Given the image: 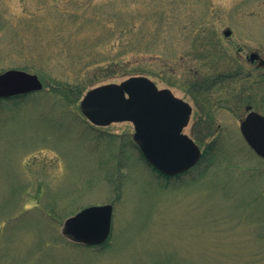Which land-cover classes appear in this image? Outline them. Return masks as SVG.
<instances>
[{"label":"rangeland","instance_id":"1","mask_svg":"<svg viewBox=\"0 0 264 264\" xmlns=\"http://www.w3.org/2000/svg\"><path fill=\"white\" fill-rule=\"evenodd\" d=\"M228 29L264 32V0H0V74L44 85L0 99V264H264V159L241 134L246 112L217 108L208 81ZM134 76L193 107L190 171L161 175L131 122L81 113L87 91ZM105 204L106 243L63 237L69 217Z\"/></svg>","mask_w":264,"mask_h":264},{"label":"water","instance_id":"2","mask_svg":"<svg viewBox=\"0 0 264 264\" xmlns=\"http://www.w3.org/2000/svg\"><path fill=\"white\" fill-rule=\"evenodd\" d=\"M43 88L36 74L16 69L0 74V99ZM80 111L95 126L131 122L134 143L148 164L163 175L183 173L202 157L199 146L183 132L191 119V105L170 89H159L147 77L134 76L89 90L80 102ZM240 130L252 150L264 159V116L251 113ZM113 212L112 204L87 207L64 222L62 235L84 246L103 245L112 231Z\"/></svg>","mask_w":264,"mask_h":264},{"label":"flooded vegetation","instance_id":"3","mask_svg":"<svg viewBox=\"0 0 264 264\" xmlns=\"http://www.w3.org/2000/svg\"><path fill=\"white\" fill-rule=\"evenodd\" d=\"M237 34L242 36L239 38L263 39L259 41L262 46L257 41L239 42ZM224 36L231 46L223 49L222 38L216 41L215 75L208 79L217 90L216 106L232 112L245 111V119L251 113L264 116V32L236 33L228 29Z\"/></svg>","mask_w":264,"mask_h":264},{"label":"trees","instance_id":"4","mask_svg":"<svg viewBox=\"0 0 264 264\" xmlns=\"http://www.w3.org/2000/svg\"><path fill=\"white\" fill-rule=\"evenodd\" d=\"M137 149H138V148H137ZM205 153H206V152H205ZM205 153H204V154H205ZM143 159H144V158H143ZM155 171H156V170H155ZM165 177H166V176H165ZM170 178H171V177H170Z\"/></svg>","mask_w":264,"mask_h":264}]
</instances>
